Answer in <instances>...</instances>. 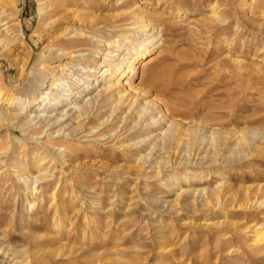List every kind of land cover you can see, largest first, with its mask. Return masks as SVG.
<instances>
[{"label": "rangeland", "instance_id": "obj_1", "mask_svg": "<svg viewBox=\"0 0 264 264\" xmlns=\"http://www.w3.org/2000/svg\"><path fill=\"white\" fill-rule=\"evenodd\" d=\"M0 93V264H264V0H0Z\"/></svg>", "mask_w": 264, "mask_h": 264}, {"label": "bare ground", "instance_id": "obj_2", "mask_svg": "<svg viewBox=\"0 0 264 264\" xmlns=\"http://www.w3.org/2000/svg\"><path fill=\"white\" fill-rule=\"evenodd\" d=\"M144 21H143V19H141L140 20V23L142 24ZM143 31H146V34L148 33L147 31H151V30H149L148 29V25L146 26H143ZM148 35H153V33H151V34H148ZM80 38H82V39H84V37L83 36H81V37H79L78 39H71L70 41H68V42H70V43H68V42H66V44H64L63 45V47L64 48H59L58 49V51L59 52H62V54L64 55V56H66V57H68V58H72V57H74L75 55L74 54H76V52L77 51H75V50H71L72 48L71 47H73L72 45H76V46H78L79 45V42L81 43V42H83V40H81ZM78 43V44H77ZM81 45V44H80ZM7 46V45H6ZM152 51V49H150V48H148V47H146V45L145 44H141V48L140 49H138L137 50V57H142V56H145V55H149V53ZM109 55H112V51H108V53H106V55L105 56H109ZM116 65H118V63L116 64ZM60 66H52L51 68H50V73H51V76H49L50 78H52V83H51V86L53 87V88H55L56 86H58L59 85V83L58 82H60L61 81V79L62 78H57L56 77V75H57V73L60 71V68H59ZM25 66L22 68V73H24V71H25ZM59 68V69H58ZM123 68V69H122ZM130 68H131V65L130 66H126V67H124V64L123 63H121V65H120V68L118 69V70H120V72L118 73V76H116L117 78L116 79H114L113 80V83L108 87V90H109V93L108 94H110V95H114V94H116L117 96H119V98H124V97H126V91H124V89H123V87H121V84H122V82H123V80L127 77V75H128V72H129V70H130ZM107 70V69H106ZM106 70H103V72H102V74H101V76H103V77H105L106 76V74H105V72H106ZM107 77V76H106ZM44 82H45V80H44ZM90 84V83H89ZM58 88V87H57ZM93 88V86H91V89ZM130 88L131 89H134V87H131L130 86ZM82 89H90V87H89V85L88 86H84V88H82ZM67 91V96L65 95V98H62V99H60V100H58V101H56L55 103H52V102H50L51 103V105H49L50 107L52 106H55V105H57V104H59L60 105V103H62V102H68L70 99L72 100V99H78L79 98V96L77 95L78 93H80V91H78L77 93H75L74 94V92L73 91H70L69 89H67L66 90ZM82 91V90H81ZM86 91H84V92H82V93H85ZM45 95H47V97L46 96H40L39 95V97H41L43 100H47V98H49V96L50 95H52V94H50V93H48V92H43ZM4 96L5 95H3V93H0V99H2V100H4V101H6L8 104H11V105H13V104H15L17 101H18V98H16V96H6L5 98H4ZM64 96V95H63ZM127 99L126 100H128V104H129V106H131V108L128 110V112H127V114H130V111L133 109V106H134V104H135V102H136V98H133V96L132 97H126ZM50 100L49 101H51L52 100V98H49ZM33 100L34 101H37L38 102V98L37 97H35L34 96V98H33ZM42 100V101H43ZM70 100V101H71ZM20 102V101H19ZM21 103V102H20ZM71 103V102H70ZM69 103V104H70ZM23 104H25V103H23ZM45 105H47V104H45ZM150 106V103H148V102H145L144 103V106ZM48 106V105H47ZM80 107V109H84L85 108V106H79ZM71 111H72V109H71ZM67 114H68V112H67ZM147 114V113H146ZM20 117H21V113H19V112H14V111H9V112H7V111H5V112H3V111H0V119H4V120H8V119H20ZM34 119L35 118H33V117H31L28 121H26V122H24L23 124H21L20 126H18V127H20L21 129H23V130H26L27 129V127L30 125V124H32L33 123V121H34ZM77 119H79V118H75V120H77ZM161 119V118H160ZM159 119V120H160ZM159 122V121H158ZM169 127L170 128H174V135H175V137L176 138H179V139H181L182 137H183V135H184V130H183V128H182V126H180L178 123H173V122H171L170 124H169ZM109 137H112V136H109ZM261 203L262 204H264V200H262L261 201ZM10 250V249H9Z\"/></svg>", "mask_w": 264, "mask_h": 264}]
</instances>
